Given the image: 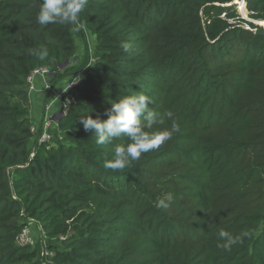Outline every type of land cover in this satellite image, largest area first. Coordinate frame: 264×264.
I'll use <instances>...</instances> for the list:
<instances>
[{
  "label": "trees",
  "instance_id": "16d2710c",
  "mask_svg": "<svg viewBox=\"0 0 264 264\" xmlns=\"http://www.w3.org/2000/svg\"><path fill=\"white\" fill-rule=\"evenodd\" d=\"M240 9L249 20L234 0H88L73 30L39 25V0H0V264H264V0ZM40 68L48 93L82 77L43 143L28 82ZM133 91L180 131L113 170L128 139L98 145L78 120L107 119ZM31 222L43 236L18 245ZM220 231L248 235L226 250Z\"/></svg>",
  "mask_w": 264,
  "mask_h": 264
},
{
  "label": "clouds",
  "instance_id": "9594fccd",
  "mask_svg": "<svg viewBox=\"0 0 264 264\" xmlns=\"http://www.w3.org/2000/svg\"><path fill=\"white\" fill-rule=\"evenodd\" d=\"M87 4L88 0H39L36 22L41 26L58 24L78 30L80 14ZM121 48L127 52L131 44L122 42ZM28 51L41 59L48 55L47 48ZM81 79L80 76H74L68 83L67 90ZM150 104L152 105L150 97L142 91H133L132 94L111 102L110 109L106 111L107 119H101L99 115L93 118L90 112L79 118L78 122L82 124L84 131L91 132L98 145H110L121 137L128 139L129 143L126 145L115 146L111 160L105 165L107 168L113 170L129 168L133 161H138L145 153L159 149L180 131L179 123L173 119L174 113L171 110H166L161 115L150 107ZM63 107L70 110L71 101L65 100ZM166 119L171 120L170 127L158 128L157 126L165 124ZM172 200V193H167L158 201L157 207L167 209ZM247 235V232H243L238 236H232L226 231H220L219 237L225 243L218 246L230 250L231 245L240 242Z\"/></svg>",
  "mask_w": 264,
  "mask_h": 264
},
{
  "label": "crops",
  "instance_id": "0c3cea01",
  "mask_svg": "<svg viewBox=\"0 0 264 264\" xmlns=\"http://www.w3.org/2000/svg\"><path fill=\"white\" fill-rule=\"evenodd\" d=\"M67 79L62 80L53 90V92L58 93L60 91H63L65 86L69 83V81H65ZM49 80L44 79L41 76H35L33 79V91H30V99H31V105H32V119L34 122V125H41L44 118L46 117V121H52L53 125L55 126V123L63 117L61 112V105L59 102H54L51 104L49 102L50 96L53 94L49 93L48 91H45L49 89ZM47 102V111L45 113V116L43 117V111H44V105ZM48 102L50 103V108L48 107ZM45 121V122H46ZM53 126V127H54ZM35 129V127H34Z\"/></svg>",
  "mask_w": 264,
  "mask_h": 264
},
{
  "label": "rangeland",
  "instance_id": "374dc122",
  "mask_svg": "<svg viewBox=\"0 0 264 264\" xmlns=\"http://www.w3.org/2000/svg\"><path fill=\"white\" fill-rule=\"evenodd\" d=\"M239 1L240 0H234V3L235 4H238V9H239L238 11H239V13L241 14V16H242L243 19L249 20V18H248V12L246 11V9L244 11H242L240 9V6H242V1L243 0H241L240 5H239ZM254 23H255V25L258 26V29H260V28L261 29H264V25L260 24L259 22H254ZM246 28H249V27H246ZM77 43H78V53H77V56L75 57V59L73 60V64L80 63L83 60L84 54H85V44L83 43V41L78 40ZM88 44L90 46V49H92L95 46V38H92L91 36L88 37ZM62 68H64V65L62 66ZM72 79H73V77H72ZM72 79L71 78H67L68 81L69 80L71 81ZM67 80H65V81H67ZM67 85L65 86V88L67 87ZM48 90L49 89H47L45 91H48ZM61 92L62 91H60L58 93H55L52 90L50 93H52L54 97H52V95H51L50 98H49V102L51 104H53L54 102H59L60 103L61 102V99L58 98V95H60ZM49 102H48V107L50 108V103ZM46 111H47V106H46ZM45 121H46V117L44 118L43 122L45 123ZM47 122H49V120H47ZM53 126L50 125V127L48 129H51V130L53 129L54 130L55 129V126L54 127ZM31 223L26 228H29L30 229V237H31V240L36 243L40 239V236H43L42 229L39 226H37V224L30 226Z\"/></svg>",
  "mask_w": 264,
  "mask_h": 264
},
{
  "label": "built area",
  "instance_id": "2783aa9c",
  "mask_svg": "<svg viewBox=\"0 0 264 264\" xmlns=\"http://www.w3.org/2000/svg\"><path fill=\"white\" fill-rule=\"evenodd\" d=\"M35 76H41L42 78H44L45 80L48 79V76H50V73L47 69L45 68H40V69H37L35 70L31 76L29 77L28 79V82L30 84V87H29V90L30 91H33L34 87H33V79ZM74 86V85H73ZM72 86V87H73ZM71 87V88H72ZM69 88L67 90V87L60 93V95H58V98L61 99L62 101V105H61V112H62V115H66L68 113V109H65L63 107L64 105V101L65 100H70L71 101V104L74 102V99L70 96V97H67L65 100H64V95L71 89ZM67 90V91H66ZM50 125H52V121H49V122H45V127H44V132L42 133V135L40 136V139H39V142L40 143H43V142H47L50 140V135L48 134V128L50 127ZM34 131V129H33ZM34 223V222H32ZM31 223V224H32ZM17 243L18 245H34L35 242H33L31 240V237H30V229L29 228H25L22 233L20 234V236L18 237L17 239Z\"/></svg>",
  "mask_w": 264,
  "mask_h": 264
},
{
  "label": "water",
  "instance_id": "95a60500",
  "mask_svg": "<svg viewBox=\"0 0 264 264\" xmlns=\"http://www.w3.org/2000/svg\"><path fill=\"white\" fill-rule=\"evenodd\" d=\"M254 32L257 34V35H261V36H264V29H256L254 30Z\"/></svg>",
  "mask_w": 264,
  "mask_h": 264
}]
</instances>
